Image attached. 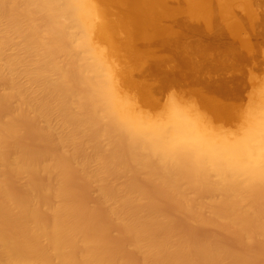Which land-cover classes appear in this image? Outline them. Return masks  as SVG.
I'll return each instance as SVG.
<instances>
[{
	"label": "bare ground",
	"instance_id": "1",
	"mask_svg": "<svg viewBox=\"0 0 264 264\" xmlns=\"http://www.w3.org/2000/svg\"><path fill=\"white\" fill-rule=\"evenodd\" d=\"M0 264H264V0H0Z\"/></svg>",
	"mask_w": 264,
	"mask_h": 264
}]
</instances>
